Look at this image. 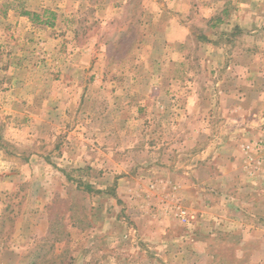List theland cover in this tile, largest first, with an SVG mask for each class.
Listing matches in <instances>:
<instances>
[{
  "label": "rangeland",
  "instance_id": "374dc122",
  "mask_svg": "<svg viewBox=\"0 0 264 264\" xmlns=\"http://www.w3.org/2000/svg\"><path fill=\"white\" fill-rule=\"evenodd\" d=\"M261 128L264 0H0V264L232 261Z\"/></svg>",
  "mask_w": 264,
  "mask_h": 264
},
{
  "label": "crops",
  "instance_id": "0c3cea01",
  "mask_svg": "<svg viewBox=\"0 0 264 264\" xmlns=\"http://www.w3.org/2000/svg\"><path fill=\"white\" fill-rule=\"evenodd\" d=\"M262 123V122H261ZM252 129V128H250ZM264 128H261L262 130ZM264 131H255L254 133L260 135H255L253 132L249 131L248 129L245 130L241 134V148L238 150V153H240L239 156H235L232 158V156L228 155L227 157V166L223 167L222 165H226L224 162L221 165V169L219 172H216L214 177H211V181H222L223 179L227 183V189L231 190L233 194H235V190L239 189L241 190L240 193H244V195L239 196V203L246 208V211H248L250 214L257 215L259 213L258 211L263 210L262 204L259 197L260 191L264 190V151H260L258 153L257 151L253 153L250 148H247L244 150L246 146H250L251 142L254 143V141H261L264 142ZM232 137V136H231ZM254 137V138H253ZM240 144V143H239ZM237 153V152H236ZM236 155V154H235ZM255 157V160L252 158ZM261 157V158H260ZM210 165V164H209ZM223 165V166H224ZM212 171V169H209ZM198 170H195L193 168L192 172V178L186 176L188 172L183 171V174L179 175L176 174L179 181H181V187L182 184L185 181H188L186 186H190L192 189L199 187L200 183L197 179H194L193 175L197 174ZM185 174V175H184ZM225 175V177H224ZM213 183V182H212ZM179 186V187H180ZM184 186V185H183ZM243 191V192H242ZM255 193V194H254ZM227 198L230 200L228 203H231V200L234 196L229 194H226ZM233 196V197H232ZM237 202V200H234ZM259 201V202H258ZM257 211V212H254ZM260 214V213H259ZM262 217V216H260ZM260 217L256 218V227L255 226H247L246 230H243L242 233H244L241 236H245V241L242 240L241 244L239 243H229L225 242V245L219 244L218 246L221 247L222 249L226 250L232 258V261L228 260H223V256H220V251L218 248L212 249L211 247L208 248V255H207V260L209 261V264H243L242 263V258L243 257H249V260L253 257L256 258V256H263L264 255V223L263 220L258 223V219L261 220ZM251 227V228H249ZM249 229V230H248ZM247 240V241H246ZM250 240V241H248ZM256 241V245L259 243V247L255 246V248H250L249 246L251 245L250 243ZM243 243V244H242ZM244 246L248 247L249 249L244 248ZM244 251L246 255H242L241 257L238 256L240 252ZM225 252V253H227ZM254 264H264V263H254Z\"/></svg>",
  "mask_w": 264,
  "mask_h": 264
},
{
  "label": "trees",
  "instance_id": "16d2710c",
  "mask_svg": "<svg viewBox=\"0 0 264 264\" xmlns=\"http://www.w3.org/2000/svg\"><path fill=\"white\" fill-rule=\"evenodd\" d=\"M34 16H37V15H34Z\"/></svg>",
  "mask_w": 264,
  "mask_h": 264
}]
</instances>
